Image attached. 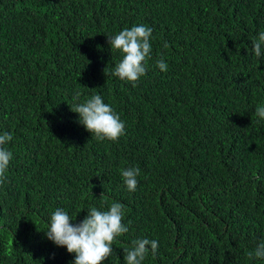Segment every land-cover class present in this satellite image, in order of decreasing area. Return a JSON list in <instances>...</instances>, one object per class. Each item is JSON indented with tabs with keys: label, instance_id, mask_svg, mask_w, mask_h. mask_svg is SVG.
<instances>
[{
	"label": "trees",
	"instance_id": "trees-1",
	"mask_svg": "<svg viewBox=\"0 0 264 264\" xmlns=\"http://www.w3.org/2000/svg\"><path fill=\"white\" fill-rule=\"evenodd\" d=\"M139 24L152 51L133 85L111 74L121 56L104 41ZM261 31L264 0H0V134L13 137L0 264H73L46 238L51 214L79 223L113 201L129 231L102 264H124L143 238L158 250L142 264H264L249 255L264 240ZM77 94H100L125 134L98 141L66 113ZM130 167L140 169L132 192L120 174Z\"/></svg>",
	"mask_w": 264,
	"mask_h": 264
},
{
	"label": "clouds",
	"instance_id": "clouds-1",
	"mask_svg": "<svg viewBox=\"0 0 264 264\" xmlns=\"http://www.w3.org/2000/svg\"><path fill=\"white\" fill-rule=\"evenodd\" d=\"M151 37L152 29L139 24L124 28L118 34L105 38L104 45L109 43L111 51L115 50L121 56L111 74L133 85L138 82L146 74V62L152 51ZM164 47H168L167 42L164 43ZM252 49L257 57L264 54V31L259 32L253 39ZM0 56L7 58L5 54ZM156 67L162 72L168 69L163 59L157 60ZM74 100L76 102L65 107L67 115L69 116L71 111L78 114V123L98 141H116L125 134V123L112 106L104 102L100 94L92 95L83 102L78 101L77 94ZM255 116L264 120V106L256 107ZM7 121V124L16 130L20 128L19 118L14 113L8 114ZM12 138L7 132L0 134V183H3L13 158L12 152L6 147ZM120 174L127 190L135 191L140 169L136 167L121 169ZM107 199L102 193L99 200L103 202ZM124 217L125 205L122 201H113L106 209L90 207L86 217L79 223H75L77 217L73 219L64 209L57 208L47 221L44 233L55 246L66 248L69 254H75L73 264H102L112 255L113 247L129 231L128 225L122 223ZM149 250L155 255L158 241L147 238L133 240L131 246L124 250V264H142ZM249 255L264 259V240H261Z\"/></svg>",
	"mask_w": 264,
	"mask_h": 264
}]
</instances>
